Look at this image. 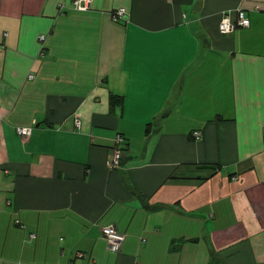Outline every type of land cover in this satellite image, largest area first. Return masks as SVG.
Returning <instances> with one entry per match:
<instances>
[{"label":"crops","instance_id":"crops-1","mask_svg":"<svg viewBox=\"0 0 264 264\" xmlns=\"http://www.w3.org/2000/svg\"><path fill=\"white\" fill-rule=\"evenodd\" d=\"M71 1L0 0V264H264V0Z\"/></svg>","mask_w":264,"mask_h":264},{"label":"built area","instance_id":"built-area-1","mask_svg":"<svg viewBox=\"0 0 264 264\" xmlns=\"http://www.w3.org/2000/svg\"><path fill=\"white\" fill-rule=\"evenodd\" d=\"M92 0H72L71 1V7L76 10H86L89 8L90 3ZM125 15V10L123 8L118 9L113 17L114 19L123 18ZM236 25L246 27L249 25V19L245 16L243 11H238L237 13V19H236ZM235 25L231 21L229 15L225 14L222 16L219 24V30L222 33H228L232 32ZM41 40H43V36L41 37ZM17 133H19L22 136H28L31 133V128L23 127L18 128ZM193 135L196 138L200 137L199 132H193ZM117 142L121 141V138L118 136ZM122 153L120 150L116 149L114 151L112 160H111V167L116 168L119 166L120 159H121ZM102 234L106 239L107 248L108 250L112 252H118L120 250L121 244L124 241L125 236L121 233H119L115 226L112 224H108L105 226H102L101 228ZM30 237H34V234H31Z\"/></svg>","mask_w":264,"mask_h":264},{"label":"trees","instance_id":"trees-1","mask_svg":"<svg viewBox=\"0 0 264 264\" xmlns=\"http://www.w3.org/2000/svg\"><path fill=\"white\" fill-rule=\"evenodd\" d=\"M120 102V98L119 97H114V96H112L111 97V104L112 105H117L118 103ZM195 139H198V138H196L194 135H193V133L191 134ZM123 139L121 138V141H122ZM121 141H119V142H117V143H120ZM117 149V148H116ZM118 150H120L121 151V153H123V149L121 148V149H118ZM121 158H122V156H121ZM120 161H121V159H120ZM120 164V163H119Z\"/></svg>","mask_w":264,"mask_h":264}]
</instances>
